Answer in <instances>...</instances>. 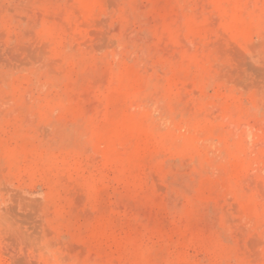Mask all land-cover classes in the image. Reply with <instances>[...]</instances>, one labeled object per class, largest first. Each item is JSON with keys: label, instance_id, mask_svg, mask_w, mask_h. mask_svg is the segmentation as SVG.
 Masks as SVG:
<instances>
[{"label": "rangeland", "instance_id": "obj_1", "mask_svg": "<svg viewBox=\"0 0 264 264\" xmlns=\"http://www.w3.org/2000/svg\"><path fill=\"white\" fill-rule=\"evenodd\" d=\"M0 264H264V0H0Z\"/></svg>", "mask_w": 264, "mask_h": 264}]
</instances>
